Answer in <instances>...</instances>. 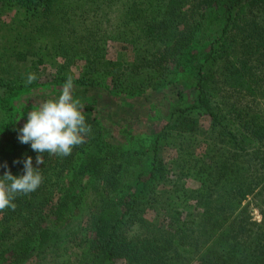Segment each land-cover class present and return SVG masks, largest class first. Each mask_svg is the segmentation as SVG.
Wrapping results in <instances>:
<instances>
[{
    "label": "trees",
    "instance_id": "1",
    "mask_svg": "<svg viewBox=\"0 0 264 264\" xmlns=\"http://www.w3.org/2000/svg\"><path fill=\"white\" fill-rule=\"evenodd\" d=\"M58 1L0 0V11L22 30L19 44L0 45V107L12 115L19 96L36 87L52 91L72 77L91 132L71 155L44 153L36 165L37 153L5 122L0 175L5 162L23 174L31 156L43 182L17 195L14 210L0 211V264L41 255L48 264H264V209L253 220L248 199L264 191V0H127L122 25L132 33L123 31L122 43L133 48L135 64L95 62L91 74L59 70L39 81L53 49L47 26ZM7 65L17 67L15 80L6 77ZM101 68L111 82L96 78ZM29 73L37 78L26 84ZM188 80L193 102L173 107L154 138H134L131 128L152 97L170 92L179 101ZM202 117L213 137L197 156ZM168 137L180 153L165 160ZM58 166V173L68 166L70 176L50 200L46 175ZM188 178L197 185L188 187Z\"/></svg>",
    "mask_w": 264,
    "mask_h": 264
},
{
    "label": "rangeland",
    "instance_id": "2",
    "mask_svg": "<svg viewBox=\"0 0 264 264\" xmlns=\"http://www.w3.org/2000/svg\"><path fill=\"white\" fill-rule=\"evenodd\" d=\"M126 1L59 0L57 5H54L51 24L47 26L48 37L46 41L52 44L53 49L51 54H46V63L40 67L39 81L44 80L50 74L57 73L59 70H63L60 72L61 75L73 76L74 78L81 77V73L91 74V64L95 62L121 60L135 64L133 48H125L122 43L123 36H126L123 34V31L126 30L122 25V11ZM64 6L68 9L66 12L62 9ZM19 30L21 28L15 24L12 14L7 11H0V45L4 44L7 48H12L13 44H19L16 41V35L19 34ZM125 33L130 36L132 32L126 31ZM14 38L15 40H13ZM156 49L154 43L147 44V50H150L151 53H154ZM138 55L142 56L143 54L139 53ZM148 56L151 58L153 55L151 56L150 54ZM16 69L17 67H9V74L6 77L15 80L16 73H18ZM104 69H99L100 73L96 78L98 80L103 79V84H107L111 80L106 75V69ZM139 70L146 69L142 65ZM61 88V86L55 85L50 91L36 87V89H32L30 93L23 95V97L19 96L17 101L14 102L17 107L12 111V115H9L11 111L5 112L0 107V134L6 128L5 122L7 121H10L17 130L22 127L27 118V107H31L30 110H32L42 102L58 97ZM194 96L195 91L192 88V81L188 80L183 88V97L179 101L170 92L159 93L156 97H152L154 100L150 110L146 114H142L131 128L134 138L138 140H144L147 137L154 138L155 134L160 131L163 124L168 120L169 111L175 106L190 105ZM176 101L177 103H175ZM104 112L107 115L109 114L107 110ZM110 118L111 115L109 114L108 120ZM212 128L213 126L208 119L204 117L200 119L195 132V140L200 139L202 142L200 146L195 145L192 148L197 156L208 152L205 142L209 137H213ZM133 141L136 143L135 139ZM164 144L161 147V156L165 160H170L180 153L171 137H168ZM59 169H61V166L46 175L50 200L56 199L58 187H61L70 176L69 171H67L68 166H65L61 173L57 172ZM184 182L188 187L197 185V182L190 178L185 179ZM248 199H250L249 208L251 209L250 212L252 211L250 214L253 220L260 221V209H264V191L258 196L250 195ZM191 212L197 213L196 210ZM145 216L149 220H155L152 212H146ZM30 220L33 221V218ZM48 258L49 256L47 255H41L28 260L25 264H48ZM120 262L123 264L124 261L121 260Z\"/></svg>",
    "mask_w": 264,
    "mask_h": 264
},
{
    "label": "clouds",
    "instance_id": "3",
    "mask_svg": "<svg viewBox=\"0 0 264 264\" xmlns=\"http://www.w3.org/2000/svg\"><path fill=\"white\" fill-rule=\"evenodd\" d=\"M35 73L27 74L26 84L36 80ZM72 77L62 85L58 97L48 99L27 112L26 121L18 129V140L29 144L37 153L36 165L44 164V153L66 157L73 148L85 143L91 132L86 122L83 105L74 98ZM16 160L14 163H20ZM6 170L0 175V211L16 208L14 200L17 195H28L36 191L43 182L39 167L33 166L31 156L23 160V174L14 175L7 170V163L2 165Z\"/></svg>",
    "mask_w": 264,
    "mask_h": 264
}]
</instances>
